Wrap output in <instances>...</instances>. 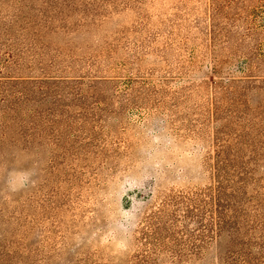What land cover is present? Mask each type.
Listing matches in <instances>:
<instances>
[{"label":"rangeland","instance_id":"1","mask_svg":"<svg viewBox=\"0 0 264 264\" xmlns=\"http://www.w3.org/2000/svg\"><path fill=\"white\" fill-rule=\"evenodd\" d=\"M9 51L16 64L1 75L82 82L57 91L48 128L16 126L18 143L0 148V264H135L148 247L175 245L150 233V215L170 192L213 185L215 130L235 137L246 120L213 110L229 111L226 87L257 73L245 56L264 57V0H0V58ZM94 79L109 80L91 94ZM256 161L264 186V155ZM201 220L208 231L189 219L197 239L178 241L201 259L157 262L218 264L229 233Z\"/></svg>","mask_w":264,"mask_h":264},{"label":"trees","instance_id":"2","mask_svg":"<svg viewBox=\"0 0 264 264\" xmlns=\"http://www.w3.org/2000/svg\"><path fill=\"white\" fill-rule=\"evenodd\" d=\"M213 11L212 16L218 15L216 8ZM44 16L46 18L44 17L43 23L49 24L48 15ZM31 32L34 31H30V34ZM30 39H34V36L28 35V40ZM4 60L0 58V148L4 144L11 143L9 141L18 143L14 134L26 123H29L32 129L48 128L51 124L49 117L55 112L54 106L60 102L61 95H55L57 91L63 89L67 83L82 82L79 78L1 75L7 73L2 71L3 69L11 68L16 64L14 54L10 51ZM245 60L248 66L257 68V73L248 71L250 72L246 75L248 78L233 81L226 87V92L231 96L229 111H222L217 103L213 110L215 120L227 118L228 123H231L230 118L233 119L241 113L246 116L235 137L227 133V138L224 139V135L220 134L222 132L218 129L214 132L216 135L212 167L215 170V183L195 190L173 191L165 196L161 206L150 215L154 222L148 225L154 227L150 231L151 234H154L156 230L157 232L163 230L166 237L171 238L175 245L159 244L148 247L136 257L135 264H159L157 259L162 255L174 261L201 259L204 256V249L194 243L188 246L179 242L184 235L187 239H197L190 235L184 223L186 220H195L199 225L194 227L196 230L208 231L206 224H203L201 220L205 216L212 219L207 223L213 233L217 232L214 229L222 228H226L229 233L228 243L216 255L218 264H264V231L262 229L264 227V193L262 192L264 186L256 182L250 166V164L255 165L257 158L264 155V70L258 71L259 68H264V57L255 58L248 54ZM107 80L109 79L88 81L92 87L91 94H94L93 90L98 85L108 82ZM236 83H243V89H240ZM254 84L258 89L256 94L261 96V104L257 109L250 108L245 97L246 88H252L248 86ZM78 88L82 89L79 86L72 87V90L76 92L70 91V94L82 102L84 95ZM257 95L255 98H258ZM241 96L244 98L238 100ZM221 112H224L226 117L219 116ZM16 126H19L18 130H15ZM227 129L231 132L232 128ZM20 132H23V129ZM35 135L38 134L29 132L22 135L20 133V136H27L26 138L30 139L29 143L37 139ZM31 138L34 139L31 140ZM225 140L229 141L226 143ZM202 235L201 233L200 236ZM154 238L158 239V237Z\"/></svg>","mask_w":264,"mask_h":264}]
</instances>
